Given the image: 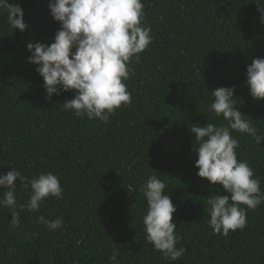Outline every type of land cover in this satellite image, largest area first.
Masks as SVG:
<instances>
[{
  "label": "trees",
  "instance_id": "16d2710c",
  "mask_svg": "<svg viewBox=\"0 0 264 264\" xmlns=\"http://www.w3.org/2000/svg\"><path fill=\"white\" fill-rule=\"evenodd\" d=\"M8 2L22 7L28 27L13 30L0 12V174L13 167L31 180L51 172L63 199L21 212L16 228L10 209L0 207V264H110L113 249L119 264H264V203L247 211L243 230L223 236L209 227L206 199L228 193L197 175L190 132L193 124L227 126L209 111L211 90L235 86L244 119L264 135V100L252 98L246 84L247 66L264 58V0H142L152 43L130 64L131 104L109 123L62 110L74 92L48 99L37 65L28 62L27 44L50 45L60 29L50 0ZM232 136L238 160L248 162L264 192V141ZM153 174L176 208V247L186 249L174 262L146 241L140 188ZM15 183L17 203L27 204L30 190ZM41 215L62 218L63 229L48 230Z\"/></svg>",
  "mask_w": 264,
  "mask_h": 264
},
{
  "label": "clouds",
  "instance_id": "9594fccd",
  "mask_svg": "<svg viewBox=\"0 0 264 264\" xmlns=\"http://www.w3.org/2000/svg\"><path fill=\"white\" fill-rule=\"evenodd\" d=\"M50 14L59 22L54 42H29L28 62L37 65L36 71L43 78L47 98L62 92H74L67 99L62 110L72 112L77 118L98 119L110 122L121 107L131 104V93L125 81L130 78V64L139 63L141 56L152 43L151 27L145 24L142 0H50ZM261 23L264 24V6L259 5ZM0 12H5L7 22L13 30L25 31L24 12L19 4L0 0ZM246 84L249 94L257 100H264V58H255L246 69ZM212 91L214 97L209 111L222 117L227 126L214 123L193 124L198 157L195 167L197 175L211 185L222 187L224 194H214L206 199L209 227L213 234L228 236L229 232L243 230L247 226V211L255 210L264 203V192L259 177L247 161H239L236 149L239 141L232 136L235 131L247 134L259 145L264 135L244 119L237 100L235 86L219 87ZM30 190L27 204L17 203L16 181ZM166 183L155 174L149 176L140 188L146 199L147 210L143 216L147 243L163 257L174 262L182 258L186 249L176 247L179 237L175 234L173 213L176 208L165 192ZM0 207L10 209V227L20 226V213L38 211L42 202L49 197L63 199V188L57 175L47 172L29 180L20 171L0 174ZM131 191V189L129 190ZM242 205L244 207H242ZM38 223L50 231L63 229L64 221L37 218ZM119 250L113 249L110 264H119Z\"/></svg>",
  "mask_w": 264,
  "mask_h": 264
}]
</instances>
